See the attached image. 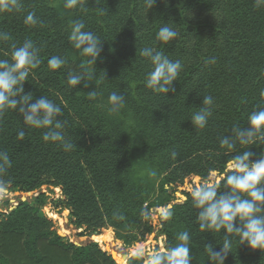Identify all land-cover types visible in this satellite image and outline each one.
I'll return each instance as SVG.
<instances>
[{
	"label": "trees",
	"instance_id": "obj_1",
	"mask_svg": "<svg viewBox=\"0 0 264 264\" xmlns=\"http://www.w3.org/2000/svg\"><path fill=\"white\" fill-rule=\"evenodd\" d=\"M20 2L19 10L0 12V32L9 36L0 40V59L10 58L13 45L34 42L41 63L30 70L24 92L62 107L65 137L75 147L66 151L59 142L44 141L46 129L26 126L19 112L6 109L0 113V152L8 154L11 165L0 172V188L56 187L77 227L97 233L111 227L124 244L153 232L149 210L165 207L158 223L164 248L188 231L191 264H218L207 246L218 251L223 233L199 230L191 192L166 206L186 178L207 180L216 173L223 191L221 176L230 159L244 151L253 160L264 155L259 134L250 145H220L233 128L247 127L250 113L264 109V6L254 0H155L148 10L144 0H81L67 9L65 0ZM29 12L35 13V25L25 23ZM77 20L102 41L96 76L87 88L67 83L85 59L68 39ZM165 24L177 32L168 44L156 40ZM144 47L181 62L174 92L145 87L152 65L140 55ZM52 56L65 64L50 69ZM94 89L96 97L89 99ZM112 92L125 98L118 112L109 110ZM209 95L212 114L201 129L191 118ZM45 203L40 192L31 202L0 211V264H118L95 242L64 241L43 214ZM229 251L224 264H264V250L239 245L238 237ZM126 264H142V259L132 255Z\"/></svg>",
	"mask_w": 264,
	"mask_h": 264
},
{
	"label": "clouds",
	"instance_id": "obj_2",
	"mask_svg": "<svg viewBox=\"0 0 264 264\" xmlns=\"http://www.w3.org/2000/svg\"><path fill=\"white\" fill-rule=\"evenodd\" d=\"M99 2V0H98ZM257 7L264 6V0H254ZM148 10L155 0H144ZM81 0H65L64 7L76 8ZM22 7L20 0H0V12L17 11ZM96 11L103 15L104 8L98 7ZM37 18L34 12H29L25 17V23L35 25ZM82 21H74L68 37L72 47L79 51V55L85 59L79 65V71L70 72L67 77L69 86L76 88L83 84L87 88L95 78V62L102 51V41L92 32L85 31ZM177 32L166 24L159 28L156 40L168 44L175 39ZM7 33L0 32V40H8ZM140 55L147 58L152 69L145 78V87L155 93L166 95L174 92L173 82L181 70V62L173 61L163 51L153 47H144ZM39 49L32 40H25L19 47L13 45L9 59H0V113L6 109L19 112L23 124L36 129H46L43 140L46 142H59L67 151L75 145L65 137V122L61 119L62 107L45 96L33 100L31 93H25L23 84L28 81L31 69L39 66ZM65 64V60L59 56L48 59L50 69H59ZM95 89L88 92L89 99H95ZM124 96L112 92L108 96L109 110L118 112L124 103ZM200 111L193 113L192 125L204 128L209 116L213 98L204 96ZM259 134L264 141V109L253 111L248 116L246 128L235 127L231 135L221 138L220 145L228 149H234L236 143L250 145L255 143V137ZM25 132L20 130L18 138L23 139ZM173 152L172 156L175 157ZM249 151L241 152L228 161L227 171L221 176L223 191H220L219 181H203L191 190L193 207L198 210L197 221L201 232L214 231L223 233L224 241L218 251L207 246L214 258H218V264H224V260L230 248L232 239L238 237L239 245L246 244L250 249L264 250V155L260 154L255 160ZM11 165L6 152H0V172ZM155 175V173H153ZM175 246L164 249H153L146 254L142 247H137L134 255L138 258L146 256V264H191L188 231L180 232Z\"/></svg>",
	"mask_w": 264,
	"mask_h": 264
},
{
	"label": "rangeland",
	"instance_id": "obj_3",
	"mask_svg": "<svg viewBox=\"0 0 264 264\" xmlns=\"http://www.w3.org/2000/svg\"><path fill=\"white\" fill-rule=\"evenodd\" d=\"M220 175L212 173L207 180L209 182L218 181ZM205 180H201L197 176L186 178L177 189L171 193L170 201L167 208L173 203H180L185 199V192H191L192 188L198 186ZM40 192L45 193L46 203L42 208L45 216L52 219L58 234L64 241L71 242L75 245L95 242L99 247L108 252L118 264H126L128 258L134 255L137 247H142L146 254H150L153 249H164V237L158 233V223L161 214L166 210L165 207H153L150 211V219L153 223L154 230L150 234H146L144 240L133 242L132 244H124L121 240L114 236L111 227L103 229L101 233L85 229V227H77L73 223L70 211L64 206L63 198L60 190L53 186L43 185L39 189L30 192L11 191L9 189L0 188V211H7L17 205L19 201L31 202L33 197ZM142 264H146V256L142 257Z\"/></svg>",
	"mask_w": 264,
	"mask_h": 264
}]
</instances>
